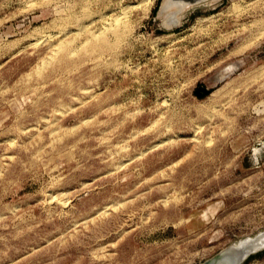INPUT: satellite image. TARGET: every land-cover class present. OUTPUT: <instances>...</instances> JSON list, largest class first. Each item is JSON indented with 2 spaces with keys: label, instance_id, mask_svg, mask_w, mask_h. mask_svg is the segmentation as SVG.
<instances>
[{
  "label": "rangeland",
  "instance_id": "374dc122",
  "mask_svg": "<svg viewBox=\"0 0 264 264\" xmlns=\"http://www.w3.org/2000/svg\"><path fill=\"white\" fill-rule=\"evenodd\" d=\"M172 2L0 0V264L264 235V0Z\"/></svg>",
  "mask_w": 264,
  "mask_h": 264
},
{
  "label": "water",
  "instance_id": "95a60500",
  "mask_svg": "<svg viewBox=\"0 0 264 264\" xmlns=\"http://www.w3.org/2000/svg\"><path fill=\"white\" fill-rule=\"evenodd\" d=\"M226 74L222 73V75ZM258 243V244H257ZM251 243H244L240 245H233L212 259L203 264H242L250 255L264 250V242H256V245L251 247Z\"/></svg>",
  "mask_w": 264,
  "mask_h": 264
},
{
  "label": "bare ground",
  "instance_id": "6f19581e",
  "mask_svg": "<svg viewBox=\"0 0 264 264\" xmlns=\"http://www.w3.org/2000/svg\"><path fill=\"white\" fill-rule=\"evenodd\" d=\"M163 1H165V3H164V5H163V7L161 8V11H163L164 12V10H166L169 6H170V4H172L173 2H172V0H163ZM217 1V0H216ZM210 3V2H209ZM163 4V3H162ZM211 4V3H210ZM191 7V6H190ZM162 13V12H161ZM182 13V12H181ZM258 236V235H257ZM249 239V238H248ZM252 239V238H251ZM255 239H257V238H254V240ZM246 240H244V242H245ZM261 242L262 241V243L264 242V235H261L259 238H258V240H257V242ZM248 242H252L251 240L250 241H248ZM239 243H241V242H239ZM247 243V242H246ZM258 244V243H257ZM235 245V244H234ZM256 244H252V246L251 247H253V246H255Z\"/></svg>",
  "mask_w": 264,
  "mask_h": 264
},
{
  "label": "trees",
  "instance_id": "16d2710c",
  "mask_svg": "<svg viewBox=\"0 0 264 264\" xmlns=\"http://www.w3.org/2000/svg\"><path fill=\"white\" fill-rule=\"evenodd\" d=\"M264 253V250L261 252V254H263ZM251 257H249V259H250Z\"/></svg>",
  "mask_w": 264,
  "mask_h": 264
}]
</instances>
